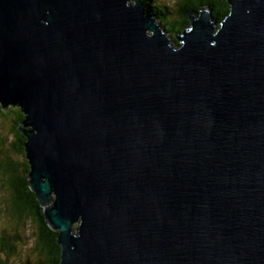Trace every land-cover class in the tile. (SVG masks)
Listing matches in <instances>:
<instances>
[{
	"label": "water",
	"instance_id": "water-1",
	"mask_svg": "<svg viewBox=\"0 0 264 264\" xmlns=\"http://www.w3.org/2000/svg\"><path fill=\"white\" fill-rule=\"evenodd\" d=\"M227 1L177 47L143 0H0L59 264H264V0Z\"/></svg>",
	"mask_w": 264,
	"mask_h": 264
},
{
	"label": "trees",
	"instance_id": "trees-1",
	"mask_svg": "<svg viewBox=\"0 0 264 264\" xmlns=\"http://www.w3.org/2000/svg\"><path fill=\"white\" fill-rule=\"evenodd\" d=\"M145 10L179 47L176 34H182L191 20L190 10L200 14L209 8L213 21L220 22L230 12L227 0H143ZM0 103V264H59L62 248L59 230L50 226L43 206L28 182L31 163L26 152L28 137L20 120L26 118L20 106L10 105L5 110ZM5 186V188H4ZM55 199V195H53ZM52 207L53 204H50ZM79 223H75V230ZM30 228L20 240V230Z\"/></svg>",
	"mask_w": 264,
	"mask_h": 264
},
{
	"label": "rangeland",
	"instance_id": "rangeland-1",
	"mask_svg": "<svg viewBox=\"0 0 264 264\" xmlns=\"http://www.w3.org/2000/svg\"><path fill=\"white\" fill-rule=\"evenodd\" d=\"M161 1H169V0H161ZM0 188L1 189H3L2 188V185L0 186ZM4 188H5V186H4ZM5 228H3V226H1L0 225V234H2V232H3V230H4ZM29 230H30V228H27V229H24V230H20V234H19V237H20V240H22L21 238L23 237L24 238V236L25 235H27V233L29 232ZM77 231V229L75 230V232ZM17 264H20V261H17Z\"/></svg>",
	"mask_w": 264,
	"mask_h": 264
}]
</instances>
